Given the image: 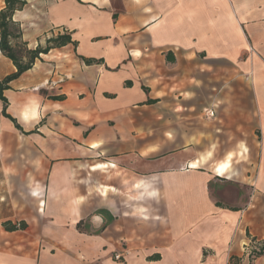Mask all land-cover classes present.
<instances>
[{"label": "crops", "instance_id": "obj_1", "mask_svg": "<svg viewBox=\"0 0 264 264\" xmlns=\"http://www.w3.org/2000/svg\"><path fill=\"white\" fill-rule=\"evenodd\" d=\"M24 1L12 20L26 49L71 42L3 91L30 134L2 123L43 168L35 207L0 221V264H250L246 244L264 240V0ZM15 71L0 53V81Z\"/></svg>", "mask_w": 264, "mask_h": 264}, {"label": "rangeland", "instance_id": "obj_2", "mask_svg": "<svg viewBox=\"0 0 264 264\" xmlns=\"http://www.w3.org/2000/svg\"><path fill=\"white\" fill-rule=\"evenodd\" d=\"M4 6V0H0V10ZM10 32L11 45L22 62L26 63L27 49L20 41L19 26L11 25ZM1 119L0 113V221L7 218L19 219L35 207L37 201L28 193L29 176L43 168L40 154L31 146L28 138L9 129ZM260 251L261 247H258L255 254ZM260 256L263 257L264 252Z\"/></svg>", "mask_w": 264, "mask_h": 264}, {"label": "trees", "instance_id": "obj_3", "mask_svg": "<svg viewBox=\"0 0 264 264\" xmlns=\"http://www.w3.org/2000/svg\"><path fill=\"white\" fill-rule=\"evenodd\" d=\"M4 4V8L0 10V52L4 57L12 62L16 71L12 74L7 75L0 81V102L2 103L0 113L2 117L8 119L13 124L15 129L21 131L24 135H28L30 133L23 132L17 121L12 116L6 113L8 101L3 96V91L8 89L7 84L10 81L18 78L22 73L29 70L32 67L34 61L39 58L40 54H46L51 48L61 47L66 45L67 43H70L71 38L66 33L58 34L56 37L48 38L46 40V46L44 48H42L41 46H37L34 50L27 49L28 60L26 63H23L22 59L14 50V46L11 45L9 38H11L12 36V33L10 32V26L16 24L15 22H13L12 16L16 10H21L23 8V6L25 5V1L4 0ZM5 226L8 229H12V227L7 226V223H5ZM260 247L261 251L256 254L257 256L262 255V253L264 252V243H262Z\"/></svg>", "mask_w": 264, "mask_h": 264}, {"label": "built area", "instance_id": "obj_4", "mask_svg": "<svg viewBox=\"0 0 264 264\" xmlns=\"http://www.w3.org/2000/svg\"><path fill=\"white\" fill-rule=\"evenodd\" d=\"M215 116V111L213 109H206L205 110V117L206 118H213ZM264 243V240L262 242H259L258 245H255L252 242H249L246 244L245 246V253L250 261V264H252L251 262H253L257 256L255 254V251L258 250V247H260V245ZM113 259L116 261H124V257L120 254H115L113 255Z\"/></svg>", "mask_w": 264, "mask_h": 264}]
</instances>
